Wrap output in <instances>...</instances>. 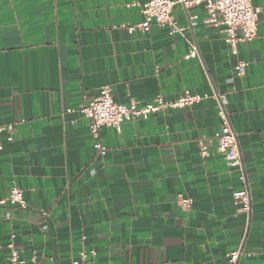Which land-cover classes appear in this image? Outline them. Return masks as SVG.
I'll use <instances>...</instances> for the list:
<instances>
[{"label": "crops", "instance_id": "0c3cea01", "mask_svg": "<svg viewBox=\"0 0 264 264\" xmlns=\"http://www.w3.org/2000/svg\"><path fill=\"white\" fill-rule=\"evenodd\" d=\"M146 1L0 0V127H13L11 141L0 132V199L19 186L27 201L0 205V262L15 249L20 264H71L94 249L92 264H231L239 249L235 264H264V0H252L258 34L240 44L241 76L202 6L174 7L182 33L129 32ZM105 85L120 103L203 98L103 126L101 156L79 108ZM217 93L238 134L248 214L234 203L239 170L215 150Z\"/></svg>", "mask_w": 264, "mask_h": 264}, {"label": "built area", "instance_id": "2783aa9c", "mask_svg": "<svg viewBox=\"0 0 264 264\" xmlns=\"http://www.w3.org/2000/svg\"><path fill=\"white\" fill-rule=\"evenodd\" d=\"M133 5L138 2L133 1ZM180 4L186 9L202 6L208 13L205 19L206 23H212L216 26H223L225 38L231 47V52L238 57L235 69L238 75L246 73L247 62L239 58L240 44L253 40L258 34V13L259 10L254 6L252 0H147L140 6V12L144 19L134 25L123 24L129 32L137 29L146 32L153 23L169 26L171 34L182 33L184 27L180 26L174 19L172 12L174 7ZM192 20L197 19V15L191 16ZM192 24H197L194 21ZM197 47L191 45L186 58L196 57ZM218 100V115L222 123L218 131L213 135L216 140L215 150L221 153L228 166L231 169L239 170L240 179L243 181L241 189L234 190V203L239 212L249 213L251 210V193L248 186L247 176L242 165V156L238 141V134L235 131L228 112L226 110V97L222 94H216ZM203 97L200 94L185 90L175 100H165L162 95L157 96L153 101L141 104L132 99L128 103H120L115 100L111 86L105 85L100 89L98 96L93 98L87 104L80 106L79 110L90 119V132L95 138L94 148L98 155L105 156L108 152V146L100 138V130L103 126H110L117 131L121 130L122 123L127 120L146 119L152 114L163 112L166 109H181L198 102ZM71 109H69L70 111ZM6 131L7 140L13 139V127H0V132ZM3 149V141L0 139V150ZM200 153L203 157H208L212 153L209 150L207 142H201ZM184 206L192 203L191 198L182 199ZM11 204L20 208H27V201L24 197L23 189L19 186H13L9 193L0 199V205ZM13 247V244L9 245ZM241 250L232 251L229 254V261L235 264ZM96 255L94 249L89 252H81L78 258H73L71 264H92V258ZM0 264H20L18 252L13 249L9 261L0 262Z\"/></svg>", "mask_w": 264, "mask_h": 264}]
</instances>
